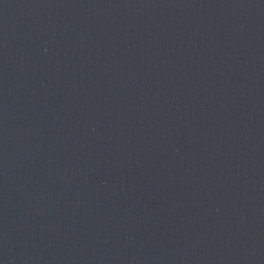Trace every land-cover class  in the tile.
<instances>
[{"label":"water","instance_id":"water-1","mask_svg":"<svg viewBox=\"0 0 264 264\" xmlns=\"http://www.w3.org/2000/svg\"><path fill=\"white\" fill-rule=\"evenodd\" d=\"M0 264H264V0H0Z\"/></svg>","mask_w":264,"mask_h":264}]
</instances>
